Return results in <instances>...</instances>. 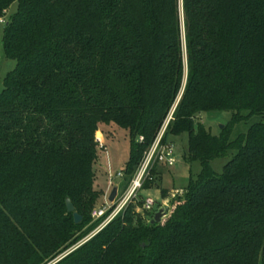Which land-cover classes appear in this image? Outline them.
Here are the masks:
<instances>
[{
  "label": "trees",
  "instance_id": "16d2710c",
  "mask_svg": "<svg viewBox=\"0 0 264 264\" xmlns=\"http://www.w3.org/2000/svg\"><path fill=\"white\" fill-rule=\"evenodd\" d=\"M12 4L0 264H264V0H0V16ZM176 102L162 143L188 137L185 198L155 224L128 206L81 242L104 218L92 215L101 125L128 130L126 188ZM222 111L217 134L196 120Z\"/></svg>",
  "mask_w": 264,
  "mask_h": 264
},
{
  "label": "rangeland",
  "instance_id": "374dc122",
  "mask_svg": "<svg viewBox=\"0 0 264 264\" xmlns=\"http://www.w3.org/2000/svg\"><path fill=\"white\" fill-rule=\"evenodd\" d=\"M17 4H12L8 8L2 18L3 22L0 21V90L3 88V78L16 66V61L14 59H9L5 56L3 50V34H4V24L5 21L10 17V15L15 11ZM187 77V60L185 55V80ZM181 94L177 99V102L180 100ZM177 102L172 107L168 117L166 118L162 128L160 129L159 134L165 132L168 123L173 118V113ZM231 114L226 111L222 112H201L196 116V120L205 124L212 133L217 134L229 122ZM258 116L252 117L245 124H239L234 128V133L239 132L240 130H245L251 123L257 121ZM158 134V136H159ZM97 138H100L103 141V146H100L99 142V156L95 165L96 169V189L101 191V195L97 200L96 205L92 209L108 206V194L110 195L112 188H110V176L109 170L114 175L118 172H122L126 162L129 159L130 145H129V134L128 130L121 128L116 125H101V129L96 134ZM171 143L174 144L177 154V163L169 167L165 164L155 163L153 168L155 169L154 182L147 184L139 190L138 195L134 198L124 209L131 206L132 210H135L136 215L143 219L146 222H151L154 218L155 212L160 208H167L166 205L170 206V211L173 205V202L178 199H184L187 193L186 186L189 183L191 177V166L183 158L185 151L187 150L188 137L186 134L180 136H174L171 139ZM151 147V146H150ZM149 147V148H150ZM147 148L144 151L143 156L149 150ZM231 154H228L224 157H219L213 160V167L220 172L223 168V165L230 159ZM199 170V165H195L193 172L197 173ZM124 172V171H123ZM116 184H122L123 180L116 177L114 180ZM166 189V192H163V189ZM122 190V186H120ZM110 192V193H109ZM151 196L157 200L156 211L154 213L142 212L140 209L143 207L144 200ZM170 212H168L169 215ZM167 215V216H168ZM95 220V219H94ZM95 230V229H94ZM94 230L90 232L81 242L89 239L94 234Z\"/></svg>",
  "mask_w": 264,
  "mask_h": 264
},
{
  "label": "built area",
  "instance_id": "2783aa9c",
  "mask_svg": "<svg viewBox=\"0 0 264 264\" xmlns=\"http://www.w3.org/2000/svg\"><path fill=\"white\" fill-rule=\"evenodd\" d=\"M0 21L3 22L2 18ZM164 132L159 134L156 138L155 142L151 145L149 150L143 156L140 164L138 165L134 175L132 176L128 186L126 188L120 189L121 184H116L114 180L120 178L121 180L124 177V172H118L114 175L109 170V182L110 188L117 185L118 186V193L113 202L108 198V206H103L94 209L92 215L95 220L100 219L102 217L103 220L98 224L95 228L94 233L96 234L102 228H104L115 216H117L134 198L137 197L139 190L143 187L144 182L147 179H154L152 175V169L155 163L165 164L169 167L174 166L177 163V154L176 149L173 143H162V137ZM143 139V138H141ZM98 143L100 142V146H103V141L100 138H97ZM110 193V192H109ZM157 200L151 196H148L144 202L143 207L140 209L144 213H154L156 211ZM167 208H163L167 210V213L164 215L163 219L167 217L168 212H170V206L166 205ZM161 209V208H160ZM158 209V210H160ZM157 210V211H158ZM156 211V212H157ZM109 212V213H108ZM155 212V213H156ZM108 213V214H107ZM107 214V215H106ZM155 215V214H154Z\"/></svg>",
  "mask_w": 264,
  "mask_h": 264
},
{
  "label": "water",
  "instance_id": "95a60500",
  "mask_svg": "<svg viewBox=\"0 0 264 264\" xmlns=\"http://www.w3.org/2000/svg\"><path fill=\"white\" fill-rule=\"evenodd\" d=\"M221 128H223V125L220 126ZM118 193V186L115 185L112 190L111 193L109 195V200L111 202H113L117 196ZM66 204H67V209L69 212H73L74 214V220L76 223L81 222L82 220V215L80 213H78L75 209V205L73 204V202L71 201L70 198H67L66 200ZM167 213V210L161 208L160 210H158L155 215L154 218L152 219L151 223L155 224V223H160L163 220L164 215Z\"/></svg>",
  "mask_w": 264,
  "mask_h": 264
}]
</instances>
